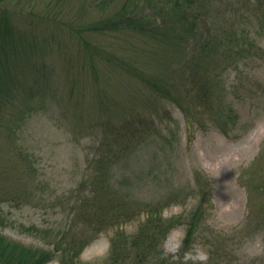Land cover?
<instances>
[{
    "label": "rangeland",
    "instance_id": "rangeland-1",
    "mask_svg": "<svg viewBox=\"0 0 264 264\" xmlns=\"http://www.w3.org/2000/svg\"><path fill=\"white\" fill-rule=\"evenodd\" d=\"M226 2L212 12L228 11L222 24L251 33L258 55L227 68L219 62L210 109L187 94L192 81L178 39L87 32L113 11L84 18L87 0L0 5L9 30L0 41V90L14 114L0 128V234L52 252L49 264H107L116 233L134 234L147 218L134 209L159 204L165 219L183 222L165 240V257L264 264V0H233L231 14ZM162 74L190 115L148 86ZM202 194L205 211L186 247ZM134 211L131 221L121 216ZM116 216L119 225L107 227ZM93 228L103 230L90 240Z\"/></svg>",
    "mask_w": 264,
    "mask_h": 264
},
{
    "label": "trees",
    "instance_id": "trees-1",
    "mask_svg": "<svg viewBox=\"0 0 264 264\" xmlns=\"http://www.w3.org/2000/svg\"><path fill=\"white\" fill-rule=\"evenodd\" d=\"M7 1L9 0H0V5ZM66 1L60 0L63 3ZM217 1L87 0L89 4L87 8H90V11L84 10V18L90 12H96L97 10L104 13L108 8L112 7L113 11L111 14L105 13L103 15L102 23L91 25L85 31L102 33L107 29H109L108 31L113 29L114 31L142 36L154 42H172L178 39L181 41V46H185L183 59L187 61L186 66H189L187 76L192 81V88L187 94L192 95L194 92L196 97L204 99L202 101L210 109L215 96V77L211 78L216 74V71L221 69V66L218 68L219 62L221 61V65L224 64V68H227L238 62L240 58H253L258 55L257 45L251 37V33L238 32L234 27L226 28L222 24L221 20L227 15L228 11H224L221 17L217 13L214 15L212 8H215ZM231 1L233 0L226 2L231 8L229 13L233 9ZM51 3L52 0H48L47 4L49 6H52ZM260 4L261 2L258 3V7H260ZM241 20L242 22L249 20L247 13H241ZM212 26H216V30ZM8 33V15L2 14L0 16V41L2 39L1 36ZM216 58L219 60H215ZM3 61L4 59L0 58V64ZM166 76V74L159 75L153 81L148 78L147 82L149 84H147L161 96L160 98L176 102L184 109L187 115H190V108L189 106L187 108L186 100L183 98L182 101H179L180 98L175 95L179 94V91H177L173 82L164 78ZM6 84L3 86L12 87L13 85L9 82ZM168 87L171 88L169 89ZM172 89H176V91L174 90L173 92ZM217 99L221 104V97L217 96ZM11 103L13 104L12 98L8 97V94H3L0 90V128L5 126L4 121L7 123L13 120H10L8 116L10 114L13 116L14 114L12 112L10 114L7 113L9 110L8 106ZM11 107H14V105ZM30 109L28 112H30ZM32 109L35 110L36 108ZM233 113L234 111L229 109L226 117H232ZM104 187L105 190L112 188L108 183ZM100 192L101 190L96 188L92 194L94 200L92 202H96V207L97 203L101 202V197L99 198L98 196ZM202 195L204 199V194ZM204 204L205 199L193 214L190 223L187 224L186 247L191 245L192 239L200 227L201 216L205 211L203 209ZM142 209L147 215L146 220L134 234H128L125 231L116 233L107 256V264H188L183 261H172V257H165L162 250V246L170 232L183 225V222L178 221V219H165L163 217L164 207L159 204L144 205L134 210L141 211ZM135 211L131 215L121 214V216L124 218L129 217L127 221H131L138 215L135 214ZM115 218L117 219H115L114 224H107V227L119 225L118 216ZM101 230L103 229L93 228L92 232L95 231V233L90 240ZM81 241V247L78 245L75 249L76 257H79L83 247L86 246V242H84L86 240L81 238ZM213 254L216 255L218 252ZM54 258L52 257V252L27 247L16 241L8 240L4 235L0 234V264H49L54 261ZM229 259L230 257L227 260ZM80 263L78 262V264ZM63 264H75V262L71 261L68 263L63 261Z\"/></svg>",
    "mask_w": 264,
    "mask_h": 264
}]
</instances>
